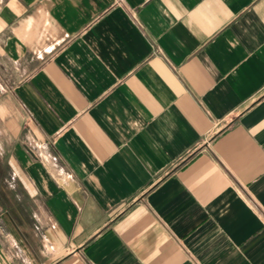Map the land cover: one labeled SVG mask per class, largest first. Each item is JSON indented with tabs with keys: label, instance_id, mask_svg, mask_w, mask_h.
<instances>
[{
	"label": "crops",
	"instance_id": "1",
	"mask_svg": "<svg viewBox=\"0 0 264 264\" xmlns=\"http://www.w3.org/2000/svg\"><path fill=\"white\" fill-rule=\"evenodd\" d=\"M0 264H264V0H0Z\"/></svg>",
	"mask_w": 264,
	"mask_h": 264
}]
</instances>
